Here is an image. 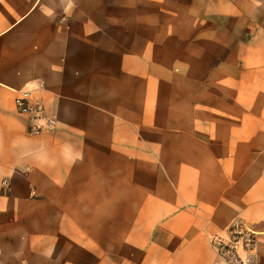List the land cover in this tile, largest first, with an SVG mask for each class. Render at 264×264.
<instances>
[{
    "label": "crops",
    "instance_id": "1",
    "mask_svg": "<svg viewBox=\"0 0 264 264\" xmlns=\"http://www.w3.org/2000/svg\"><path fill=\"white\" fill-rule=\"evenodd\" d=\"M237 220L264 264V0H0V264H216Z\"/></svg>",
    "mask_w": 264,
    "mask_h": 264
},
{
    "label": "built area",
    "instance_id": "2",
    "mask_svg": "<svg viewBox=\"0 0 264 264\" xmlns=\"http://www.w3.org/2000/svg\"><path fill=\"white\" fill-rule=\"evenodd\" d=\"M43 88V82H30L24 89L14 90V105L27 121V132L38 134L53 127V119L46 115L42 102L33 97V92ZM4 185L8 186L6 182ZM256 231L242 221L231 222L223 232L210 237L218 264H255L252 251Z\"/></svg>",
    "mask_w": 264,
    "mask_h": 264
},
{
    "label": "rangeland",
    "instance_id": "3",
    "mask_svg": "<svg viewBox=\"0 0 264 264\" xmlns=\"http://www.w3.org/2000/svg\"><path fill=\"white\" fill-rule=\"evenodd\" d=\"M140 83H141V80H140ZM181 114H182V112H179V110H174L171 113L172 117H174V118H179L181 116ZM125 116H128V113L124 112V117ZM152 116H153V112L152 111L148 112L146 110H140V112H139L140 122H144L147 118L152 117ZM139 132H140V134H144V135H147L149 133L151 135H153L155 130H154V128H148V127L145 126V127H139ZM123 133H124V135H129V132H128L127 128H125V127L123 128ZM146 161H147L146 159H139V164L141 166H144L146 164ZM126 162H127V160L124 159V167H126V164H125ZM128 186H130V185H128ZM122 210H123L124 219H129L130 216H131V208L127 207V206H124L122 208ZM126 228L127 227H126V225L124 223V229H126ZM124 241L126 242V246H130V247L136 248V247L140 246V243H141L142 240L137 239V238H131L129 240H124ZM153 241L155 243L156 239H153L152 242ZM159 241L160 242H168V239L164 238L162 240L160 239ZM208 246L212 248L211 243H210V238L208 239ZM216 264H218L217 263V258H216Z\"/></svg>",
    "mask_w": 264,
    "mask_h": 264
}]
</instances>
